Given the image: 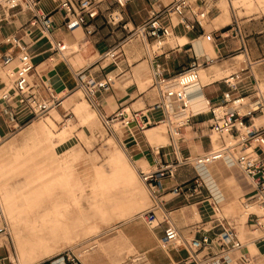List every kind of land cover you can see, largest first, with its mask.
I'll use <instances>...</instances> for the list:
<instances>
[{"label":"built area","instance_id":"1","mask_svg":"<svg viewBox=\"0 0 264 264\" xmlns=\"http://www.w3.org/2000/svg\"><path fill=\"white\" fill-rule=\"evenodd\" d=\"M44 1L3 0L0 5L9 11L20 9L31 14L25 31L27 35H32L34 30H38L42 36L50 37L54 34L56 25L51 16L44 12ZM112 1L124 9L133 0ZM220 1L222 0H173L162 9L153 10L149 18L131 30L128 36L146 41L154 55V85L159 90L161 109L164 113V119L155 125L167 123L174 144L177 137L181 139L182 129L190 126L198 115L191 110L194 99L191 91L200 82L203 64L194 62L178 75L170 77L166 75L162 64L158 63L160 55L157 52L163 50L166 41L173 36L177 27L186 32L204 30ZM100 5L98 0L61 1L58 11L63 14V27L68 31L85 29L87 35H92L94 30L91 25L101 15ZM174 19L178 21L177 24ZM123 21V18L113 14L107 17V22L114 26L122 24ZM126 27L127 25L123 26L124 29ZM232 30L235 36L239 34L241 51L248 56L245 37L237 19ZM3 43L9 48L6 52H0V69L11 79V85L0 93V113L7 114L10 117L9 123H14L16 115L22 112L30 113L34 119H41L52 111L59 110L63 98L57 93L51 79L38 70L29 45L16 36L6 37ZM155 47L157 49L154 50ZM69 50L68 44L55 42L48 60L54 61L55 57L65 60ZM109 55L116 58L117 52ZM249 65L251 64L248 59L244 60L239 69L224 79L228 91L223 93L219 103L210 108L211 131L220 139L218 149L195 157H177L175 162L159 164L155 171L140 172V178L150 200L158 206L166 190V180L173 179L179 167L210 166L222 160L233 163L238 173L250 185V190L244 195L242 207L248 214L247 224L260 234L255 242L264 248V125L257 126L255 122L257 117L264 116V94L255 76L249 87L245 88L244 82L249 78L246 75L250 72ZM75 76L85 99L93 109L100 112L108 130L112 131L116 122L128 128L134 125L140 132L154 125L148 117L140 113L131 116L119 111L110 117L101 113L99 93L110 86L113 78L95 80L87 77L85 71H79ZM181 114L186 115L184 120L177 119ZM171 192L178 198L196 204L201 212L208 215L209 220L208 226L197 228V232L203 233V236L189 241L183 238L177 227L171 225L160 240V248L163 251L185 249L187 256L183 260L184 264H259L260 260L264 259L262 251L251 254L235 225L224 215L220 201L209 190L203 177L197 176L175 186ZM153 215L150 213L148 216L150 224ZM67 262L77 264L75 258L69 255L57 259L53 264Z\"/></svg>","mask_w":264,"mask_h":264},{"label":"crops","instance_id":"2","mask_svg":"<svg viewBox=\"0 0 264 264\" xmlns=\"http://www.w3.org/2000/svg\"><path fill=\"white\" fill-rule=\"evenodd\" d=\"M61 1L63 0H45L42 3L44 12L51 16L56 25V30L50 37L42 36L38 30H34L32 35H27L25 31L31 14L20 9L9 11L0 5V52H6L9 48L3 43L6 37L21 38L29 45L30 53L38 70L51 79L57 93L63 98L62 105L65 102L67 105L76 104V111H81L82 105L85 103L79 100L78 92L82 90L79 88L75 74L85 71L87 77L95 80L113 78L110 86L99 93L100 111L105 116L110 117L123 111L131 116L140 113L144 117H148L153 124L163 120L162 100L153 79L152 59L154 55L146 41L136 37L128 38V36L131 30L149 18L153 10L162 9L171 4L173 0H133L124 9L118 7L112 0H98L101 2V15L91 25V29L94 30L92 35H87L85 29L68 31L63 27V14L58 11ZM74 1L78 2L79 0ZM222 1L210 15V20L204 30L186 32L183 28L177 27L173 36L166 41L163 50L157 52L160 55L157 59L158 63L162 64L166 75L170 77L178 75L194 62L203 64L200 70L203 73L202 78L198 85L192 89L191 94L193 98H202L209 109L193 119L190 124L192 134L188 136L183 133L182 145H180L181 141L174 144L169 132L165 135L161 134V141H158L155 137L149 136L147 130L140 132L134 125L130 126L127 137L122 142L136 164L135 167L139 174L140 172L155 171L159 164L175 162L177 157L200 156L214 148L211 140L212 115L210 108L219 103L223 93L228 91V86L224 82L225 78L217 77L227 70L236 71L239 69L243 65V62L240 64L237 62L240 56H245L251 64L249 65L250 72L246 75L251 74L256 68L264 83V29L256 32L259 37L253 39L250 38L249 31H246L247 26L238 22L248 49L249 55L246 56L241 51L239 34L235 36L232 30L235 19H237L235 12L231 24H223L228 18L227 11L221 8ZM1 2L3 0H0ZM110 14L123 18V23L114 26L107 22V17ZM217 18H221V20L217 22ZM174 22L177 24L178 21L174 19ZM124 25H127L126 29L123 28ZM180 38L186 39L184 45L177 43V39ZM208 38L211 40L210 44L213 45L214 56L207 52L205 40ZM173 39L175 44H169V41ZM59 41L70 47L66 59L55 57L54 61H49L48 57L51 54L52 46ZM115 51L117 52L116 58H111L109 54ZM2 73L4 71L0 69V93L11 85V79L7 75L4 77ZM151 79L152 84H150ZM82 93L84 96L83 91ZM97 112L100 114L99 111ZM86 116L88 115L80 114L82 123ZM9 118L7 114L0 113V139L7 138L15 129L34 120L33 115L28 112L17 114L14 123H9ZM260 121H264L263 116ZM255 122L257 121L255 120ZM69 134L62 144L70 138ZM80 134L84 138L83 133ZM199 167L181 166L177 169L173 179L166 180V190L160 205L157 206L152 202L156 207V213H160L163 218L158 226L151 225L146 219L152 213L151 211L144 214L143 217H138L134 221L125 222L119 226L118 233L126 241L129 250L145 255L151 264H180L183 262L187 256L185 249L162 253L160 240L165 230L171 225L179 229L185 240L189 241L203 236V233L197 232V228L208 226V215L201 212L199 207L194 204L196 211L192 216L193 205L191 204L193 202L178 198L171 192L175 186L193 180L197 176L203 177L204 170ZM240 176L245 180L241 174ZM248 186L250 187L249 184ZM155 217L158 218V215H153V221H155ZM198 218L200 221H197ZM254 245L257 253L260 252L261 247L256 242ZM247 248L251 253H256L251 251L250 245ZM12 260L10 247L7 244H0V264H16ZM259 263L264 264V259ZM88 264L96 263L90 257Z\"/></svg>","mask_w":264,"mask_h":264},{"label":"rangeland","instance_id":"3","mask_svg":"<svg viewBox=\"0 0 264 264\" xmlns=\"http://www.w3.org/2000/svg\"><path fill=\"white\" fill-rule=\"evenodd\" d=\"M234 5L236 9H232L226 0L221 2V8L227 11L228 18L223 24H231L235 12L238 22L247 26L250 38L257 39L259 35L256 32L264 29V0H234ZM205 41L211 40L208 38ZM174 42V39L170 40L169 44L173 45ZM206 47L207 52L214 56L212 43ZM244 60L246 57L240 56L237 62L240 64ZM232 72L234 71L227 70L217 78H226ZM202 74L201 71V78ZM2 75L5 77V72ZM247 76L249 78L244 82L245 88L249 87L255 76L264 94V83L259 71L254 68ZM78 93L79 100L85 103L81 111H76V104L67 105L65 102L59 110L52 111L41 119H34L15 129L7 138L0 139V200L3 204L0 209V244L10 247L12 261L16 264H53L57 259L68 255L75 258L77 264H88L90 257L96 264H151L145 255L129 250L126 241L118 233L121 224L143 217L149 211L158 215L156 222L151 225L156 227L163 220L160 213H156V207L141 181L136 164L123 146L122 140L127 137L129 128L116 122L118 124H114V129L108 130L101 115L85 100L82 91ZM90 112L95 113L96 119L87 124L82 123L80 114L88 115ZM65 125L71 136L56 148L60 156L49 154L46 160L39 158L34 131L43 129L53 136ZM256 125H264V121H258ZM94 129L97 131L95 135ZM149 129L165 135L168 124H154ZM191 130L190 126L184 127L182 135H191ZM211 140L213 149H218L219 137L212 133ZM179 141L181 139L177 137L176 144ZM181 143L182 141L180 145L183 144ZM66 150H69L70 160L61 156ZM55 161L65 163L62 166L67 167L57 168ZM199 168L204 170L203 178L209 190L220 201L224 215L235 225L241 240L245 245L248 243L251 246L252 252L257 253L253 241L260 234L247 224L248 214L242 207L244 195L250 190L248 183L229 161L222 160ZM97 170L110 179L114 178L113 192L119 206L109 214H95L88 210L81 189L83 186L78 184L79 177L91 182L96 177ZM132 174L135 178L133 181L130 178ZM116 175L119 177L115 178ZM10 194H14V202L17 203L7 206L3 196L9 197ZM191 205L194 216L196 207L194 203ZM10 209L13 214L9 212ZM146 219L150 221V217ZM261 251L264 252L263 247Z\"/></svg>","mask_w":264,"mask_h":264},{"label":"bare ground","instance_id":"4","mask_svg":"<svg viewBox=\"0 0 264 264\" xmlns=\"http://www.w3.org/2000/svg\"><path fill=\"white\" fill-rule=\"evenodd\" d=\"M229 4H230L232 9H236L235 5H234V0H232V2H229ZM222 17H223V15H222ZM216 20L218 22L219 20H221V18H217ZM177 43L179 45H184L186 43V39L185 38L177 39ZM205 45L207 46V45H211V44H210V42L205 41ZM195 90H197V89H195ZM208 109L209 108L207 107V105L205 104V102L202 98H194L193 99L191 110L194 114H201L203 112L208 111ZM185 118H186L185 114H181V115L177 116V119L184 120ZM260 118L256 119L257 123H258V121H260ZM95 119H96L95 113L90 112L88 114V116H86L84 124L90 123L92 120H95ZM263 120H264V116H263ZM69 124H70V122H69ZM117 124H115V125H117ZM69 126H71V125H69ZM114 126H113V128H114ZM34 133L36 134V140H37L36 141L37 142L36 143L37 155H39V158L46 160V158L49 154H52V156H58L59 155L56 151V148L60 144H62L64 142V140H66V138L68 137L69 130H68V127H66V125H65L63 127V129L59 130L58 132H55V134H53V136H51L47 132L45 133V131L43 129H38V130L34 131ZM93 133L95 135L97 133V131H95V129H94ZM147 133L149 134V136H152L153 138L155 137L156 140L158 139V141H161L160 140L161 134L157 133L155 131V129H149L147 131ZM45 136H47V137L45 138ZM68 154H69V150L68 151L66 150L61 156H65L66 159L70 160V158H68ZM55 162L58 164V166H55L57 168H62V167L66 168L67 167V166H62L65 163L57 162V161H55ZM2 167L3 166H1V168ZM54 169H56V168H54ZM68 175H70V174H68ZM85 175H86V173H85ZM117 177H119V176L116 175L115 178H117ZM87 178H85V180H87ZM130 178L132 181L135 179L133 174L130 176ZM113 180H114V178H112V179L108 178L99 170H97L96 177L91 182L84 181V179H81V177H79L78 184H81V186H83L81 189L83 191V196L86 198L85 207L88 210L92 211L95 214L103 215V214H109L112 209L117 208L119 206L118 203L116 202L117 196L114 195V192H113V188L115 187ZM126 183H127V181H126ZM126 185L127 184H125V186ZM3 198H4L5 204H7V206H11L10 203H12V204L17 203V201H16V203L14 202L15 201L14 194H10L9 197L4 195ZM2 205L3 204H0V209H1ZM9 212L11 214H13L12 209H10ZM244 217H247V216H243V218ZM155 222H156V219H155V221H152V223H155ZM34 237L38 238L36 236H34ZM254 241H253V245L255 243ZM247 245H249V244L247 243ZM252 254H257V253H252Z\"/></svg>","mask_w":264,"mask_h":264}]
</instances>
